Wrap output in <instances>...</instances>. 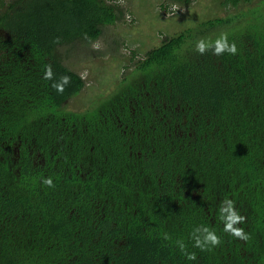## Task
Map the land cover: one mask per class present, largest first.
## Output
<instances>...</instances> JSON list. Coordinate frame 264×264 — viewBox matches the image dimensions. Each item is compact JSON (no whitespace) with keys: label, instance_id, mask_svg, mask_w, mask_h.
I'll list each match as a JSON object with an SVG mask.
<instances>
[{"label":"trees","instance_id":"16d2710c","mask_svg":"<svg viewBox=\"0 0 264 264\" xmlns=\"http://www.w3.org/2000/svg\"><path fill=\"white\" fill-rule=\"evenodd\" d=\"M117 1L0 0V264H264V0L133 50L113 91L71 110L88 83L70 52L122 19ZM225 30L236 55L195 51ZM225 199L247 241L224 232ZM197 227L220 245L195 247Z\"/></svg>","mask_w":264,"mask_h":264},{"label":"rangeland","instance_id":"374dc122","mask_svg":"<svg viewBox=\"0 0 264 264\" xmlns=\"http://www.w3.org/2000/svg\"><path fill=\"white\" fill-rule=\"evenodd\" d=\"M262 1L243 0L237 9L231 5L223 6L224 0H195L189 7L180 6L169 0L117 1L123 9L122 19L115 25L106 26L104 35L88 48L70 52L71 58L67 62L84 76L88 85L67 104L68 108L85 111L100 92L113 91L124 74L131 70L133 50L136 51L138 60L165 38L172 37L189 27L195 28L211 17H223L230 13L235 15L255 7L263 9ZM172 4L179 5L181 11L170 14L171 7L166 10L163 8Z\"/></svg>","mask_w":264,"mask_h":264},{"label":"clouds","instance_id":"9594fccd","mask_svg":"<svg viewBox=\"0 0 264 264\" xmlns=\"http://www.w3.org/2000/svg\"><path fill=\"white\" fill-rule=\"evenodd\" d=\"M181 9L179 5L172 4L170 14H176ZM58 40V38H57ZM94 47H99V45H94ZM195 51L200 55H204L208 51L216 56H221L224 53H229L231 55L237 54V46L235 42H229L228 34L221 33L214 41L211 38H200L196 41ZM53 69L51 64L47 65L44 70V79L53 80ZM71 83V78L67 75L60 76L58 81H54L52 87L58 92L63 93L65 87ZM42 184L54 188L53 179L51 177H46L42 179ZM221 219L224 222V232L228 233L240 240L247 241L249 239L248 233L245 232L244 228L239 227L246 222V217L241 215L239 211L235 208V202L231 199H225L222 202L221 208ZM165 239H169L167 234H165ZM192 238L194 240V246L199 248L201 251H210L212 248L217 247L221 243L220 237L216 234L215 230H211L208 227H197L192 233ZM178 246L182 252L185 253L186 258L189 260H195V253H188L186 251L185 244L182 241H178Z\"/></svg>","mask_w":264,"mask_h":264}]
</instances>
